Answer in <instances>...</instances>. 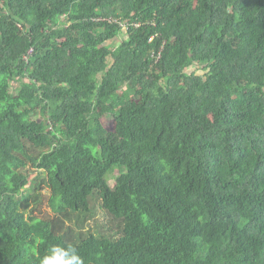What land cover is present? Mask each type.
I'll list each match as a JSON object with an SVG mask.
<instances>
[{
    "label": "trees",
    "instance_id": "16d2710c",
    "mask_svg": "<svg viewBox=\"0 0 264 264\" xmlns=\"http://www.w3.org/2000/svg\"><path fill=\"white\" fill-rule=\"evenodd\" d=\"M96 196L116 233L75 240ZM68 244L264 264V0H0V264Z\"/></svg>",
    "mask_w": 264,
    "mask_h": 264
},
{
    "label": "rangeland",
    "instance_id": "374dc122",
    "mask_svg": "<svg viewBox=\"0 0 264 264\" xmlns=\"http://www.w3.org/2000/svg\"><path fill=\"white\" fill-rule=\"evenodd\" d=\"M125 38L124 34L120 36V39L115 42V45H118V42L123 41ZM196 70V69H193ZM202 74L201 71H199ZM20 88V83L12 84L13 94H17ZM104 125L109 130H114L115 128V115L107 114L103 117ZM120 174L118 170H115L109 175V182L112 186H115L116 177ZM37 173H32L31 179L33 180L34 176ZM31 180V181H32ZM26 189H29L26 187ZM90 212H78L71 213L69 216L62 218L63 226L62 229L64 232H70L74 236L75 240H78V237H86L89 233L96 235H104L111 237L116 233V222L113 217L108 213L107 210L103 207V201L99 196L94 197L90 201ZM42 210L40 213H36V217L44 218L48 216L49 218L59 217L54 213L52 208L48 205V201L41 207Z\"/></svg>",
    "mask_w": 264,
    "mask_h": 264
},
{
    "label": "clouds",
    "instance_id": "9594fccd",
    "mask_svg": "<svg viewBox=\"0 0 264 264\" xmlns=\"http://www.w3.org/2000/svg\"><path fill=\"white\" fill-rule=\"evenodd\" d=\"M39 264H84L76 246L52 245L47 254L40 258Z\"/></svg>",
    "mask_w": 264,
    "mask_h": 264
},
{
    "label": "built area",
    "instance_id": "2783aa9c",
    "mask_svg": "<svg viewBox=\"0 0 264 264\" xmlns=\"http://www.w3.org/2000/svg\"><path fill=\"white\" fill-rule=\"evenodd\" d=\"M102 19H100V20H97V21H101ZM111 22H112V20H110ZM151 41V40H150Z\"/></svg>",
    "mask_w": 264,
    "mask_h": 264
}]
</instances>
